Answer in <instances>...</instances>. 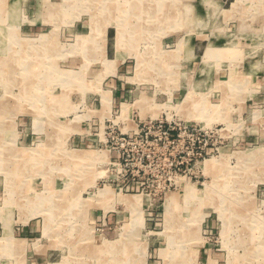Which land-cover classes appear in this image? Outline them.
Instances as JSON below:
<instances>
[{
    "label": "rangeland",
    "instance_id": "374dc122",
    "mask_svg": "<svg viewBox=\"0 0 264 264\" xmlns=\"http://www.w3.org/2000/svg\"><path fill=\"white\" fill-rule=\"evenodd\" d=\"M151 117L223 127L220 152L121 190L98 144ZM0 238V264H264V0H0Z\"/></svg>",
    "mask_w": 264,
    "mask_h": 264
},
{
    "label": "built area",
    "instance_id": "2783aa9c",
    "mask_svg": "<svg viewBox=\"0 0 264 264\" xmlns=\"http://www.w3.org/2000/svg\"><path fill=\"white\" fill-rule=\"evenodd\" d=\"M115 124V123H114ZM223 125V124H221ZM134 128H127L123 123L121 134L115 135L113 130L105 140H99L107 146L108 160L106 164L109 173L106 177L120 182L122 187L130 192L140 191L142 188H130L131 182H145L148 178L157 176L156 165L166 164L171 172L176 189L180 185L181 173L198 170L201 163L218 154L222 144L220 140L224 128L201 127L176 118H156L141 120ZM218 126V125H215ZM106 126L104 127L105 130ZM111 129V127H110ZM101 148V147H100ZM139 194V192H138ZM134 194V195H138Z\"/></svg>",
    "mask_w": 264,
    "mask_h": 264
},
{
    "label": "crops",
    "instance_id": "0c3cea01",
    "mask_svg": "<svg viewBox=\"0 0 264 264\" xmlns=\"http://www.w3.org/2000/svg\"><path fill=\"white\" fill-rule=\"evenodd\" d=\"M236 1V0H235ZM233 21L230 20L227 22V24H232ZM232 29L234 30V24H232ZM115 55V52H114ZM115 58V57H114ZM197 63H194L193 65L195 66ZM119 68L121 71H125L126 73L129 72V68H128V64L124 62H120L118 63ZM220 75L219 78H221L222 76H226L227 75V71H229L228 67H224V68H220ZM223 78V77H222ZM207 81V80H205ZM217 82H214V84H216ZM114 85H116V89H115V100L117 102H119L120 100L126 99V97L128 96V94H126L125 89L123 88V83L122 81L118 82V81H114ZM215 86V85H214ZM108 93L110 91H107ZM183 92H179L177 93L179 96H182ZM223 93V92H221ZM109 96L111 98V94L109 93ZM78 146H81L82 144H76ZM37 218V217H36ZM42 218L41 216H38V219ZM36 220V219H29L26 223H23L22 221L20 222V224H18L16 227H14L15 230V234L13 235L16 239V241L14 242L15 244V250L19 251V247L16 246V244L19 243V241L23 240L22 245L20 246V250H21V254H23V257L27 255V260L29 262H39V261H46L47 259V255L49 253H51V249H52V244H47V243H43L42 241H40V245L38 246V248L34 245V243L37 240H41L42 236L39 238L38 236L41 233V229L42 231L44 230V226H45V220L43 218V221L40 220ZM16 234L18 235V237L16 236ZM1 239V238H0ZM13 243V241H12ZM18 247V248H17Z\"/></svg>",
    "mask_w": 264,
    "mask_h": 264
},
{
    "label": "bare ground",
    "instance_id": "6f19581e",
    "mask_svg": "<svg viewBox=\"0 0 264 264\" xmlns=\"http://www.w3.org/2000/svg\"><path fill=\"white\" fill-rule=\"evenodd\" d=\"M235 4V3H234ZM148 7V6H147ZM147 9V8H146ZM138 10V9H137ZM147 11H150V8H149V10H146V12L145 13H147ZM153 12V11H152ZM167 12V11H166ZM161 13H163V12H161ZM157 15V14H156ZM146 17V16H145ZM164 18V17H163ZM171 18V17H170ZM98 27V26H97ZM106 93V92H105ZM107 94V93H106ZM107 95H109V94H107ZM107 98V97H106ZM26 154V153H25ZM87 157V156H86ZM209 165V164H208ZM210 186V185H209ZM208 186V187H209ZM212 187V186H211ZM212 189V188H211ZM109 190V189H108ZM210 190V189H209ZM213 190V189H212ZM209 192H211V191H209ZM201 193H204V195L206 194V192H205V190H203ZM105 195H107L106 193H105ZM190 196V198H194V196H196V198H201L196 192L194 193L193 192V190H190V192H188V193H186L185 194V199H187L188 197ZM212 197V196H211ZM136 199V198H135ZM138 200H140V198L138 197L137 198ZM175 199V198H174ZM174 199H171L170 201L172 202V204L170 205V206H173L174 207ZM104 200V199H103ZM175 200H177V199H175ZM188 201H191V200H189L188 199ZM171 208H170V210H169V212L168 213H171ZM106 243V242H105ZM108 244V243H107Z\"/></svg>",
    "mask_w": 264,
    "mask_h": 264
}]
</instances>
